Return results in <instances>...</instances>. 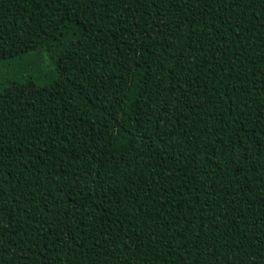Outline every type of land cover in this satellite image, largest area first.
Instances as JSON below:
<instances>
[{
    "label": "trees",
    "instance_id": "1",
    "mask_svg": "<svg viewBox=\"0 0 264 264\" xmlns=\"http://www.w3.org/2000/svg\"><path fill=\"white\" fill-rule=\"evenodd\" d=\"M0 264H264V0H0Z\"/></svg>",
    "mask_w": 264,
    "mask_h": 264
},
{
    "label": "rangeland",
    "instance_id": "2",
    "mask_svg": "<svg viewBox=\"0 0 264 264\" xmlns=\"http://www.w3.org/2000/svg\"><path fill=\"white\" fill-rule=\"evenodd\" d=\"M54 70L47 52L34 50L18 58L9 59L0 63V81L12 78L16 74L33 77L38 84L45 82V76Z\"/></svg>",
    "mask_w": 264,
    "mask_h": 264
}]
</instances>
